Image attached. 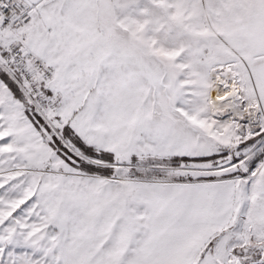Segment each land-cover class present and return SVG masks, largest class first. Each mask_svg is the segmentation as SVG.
Instances as JSON below:
<instances>
[{"label":"snow or ice","instance_id":"6c2138e0","mask_svg":"<svg viewBox=\"0 0 264 264\" xmlns=\"http://www.w3.org/2000/svg\"><path fill=\"white\" fill-rule=\"evenodd\" d=\"M0 264H264V0H0Z\"/></svg>","mask_w":264,"mask_h":264}]
</instances>
